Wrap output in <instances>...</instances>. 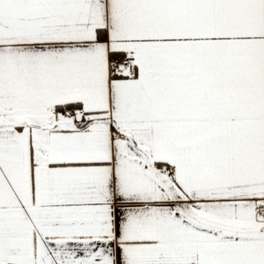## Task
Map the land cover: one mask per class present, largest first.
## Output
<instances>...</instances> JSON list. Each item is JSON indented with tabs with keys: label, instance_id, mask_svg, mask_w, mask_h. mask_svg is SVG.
Returning <instances> with one entry per match:
<instances>
[{
	"label": "snow or ice",
	"instance_id": "snow-or-ice-1",
	"mask_svg": "<svg viewBox=\"0 0 264 264\" xmlns=\"http://www.w3.org/2000/svg\"><path fill=\"white\" fill-rule=\"evenodd\" d=\"M0 264H264V0H0Z\"/></svg>",
	"mask_w": 264,
	"mask_h": 264
}]
</instances>
